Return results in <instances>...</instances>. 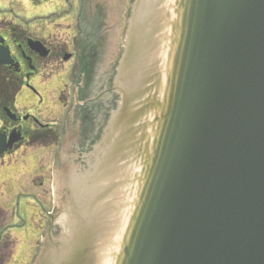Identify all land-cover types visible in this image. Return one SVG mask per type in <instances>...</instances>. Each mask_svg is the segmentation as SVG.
Returning <instances> with one entry per match:
<instances>
[{
  "label": "water",
  "instance_id": "1",
  "mask_svg": "<svg viewBox=\"0 0 264 264\" xmlns=\"http://www.w3.org/2000/svg\"><path fill=\"white\" fill-rule=\"evenodd\" d=\"M112 91L33 264H264V0H134Z\"/></svg>",
  "mask_w": 264,
  "mask_h": 264
},
{
  "label": "flooded vegetation",
  "instance_id": "2",
  "mask_svg": "<svg viewBox=\"0 0 264 264\" xmlns=\"http://www.w3.org/2000/svg\"><path fill=\"white\" fill-rule=\"evenodd\" d=\"M128 5V0H0V44L14 60L13 65L0 66V132L15 131L22 137L6 154L26 149L39 171L47 167L43 148L53 154L57 145L47 140L60 131L59 125L43 123L33 107L19 113L14 102L26 87V97L33 95L31 90L37 93L39 108L45 103L40 86L50 76L65 78L60 100L69 116L66 131L82 144L94 137L93 125L104 122L113 104L109 85L114 66H102L108 45L122 38ZM6 106L16 112L15 119L6 114Z\"/></svg>",
  "mask_w": 264,
  "mask_h": 264
},
{
  "label": "rangeland",
  "instance_id": "3",
  "mask_svg": "<svg viewBox=\"0 0 264 264\" xmlns=\"http://www.w3.org/2000/svg\"><path fill=\"white\" fill-rule=\"evenodd\" d=\"M118 43V38L115 39V43L111 42L107 56L114 52L115 44ZM117 51L116 49L113 58L116 57ZM48 79L49 84L40 86L41 93L45 96L44 104L37 108L39 105V102H35L37 93L31 90L33 95L26 97V87H23L15 102L16 107L22 109L33 107L37 109L40 118L45 120H56L61 117L64 104L60 100V94L64 78L50 76ZM57 149L55 148L53 154L49 156L48 163L56 157ZM35 162L34 155H26V151L16 152L0 159V206L10 213L9 231L17 242L9 264H29L28 261L35 252L36 243L39 241V245L41 242L39 237L41 228L45 225L44 212L52 208L50 181L47 180L41 191L40 179H37V183L34 182L38 175ZM47 177H51V171L47 172ZM42 197L46 199L47 204L46 202L45 205L42 204ZM47 226L46 223L44 232Z\"/></svg>",
  "mask_w": 264,
  "mask_h": 264
},
{
  "label": "trees",
  "instance_id": "4",
  "mask_svg": "<svg viewBox=\"0 0 264 264\" xmlns=\"http://www.w3.org/2000/svg\"><path fill=\"white\" fill-rule=\"evenodd\" d=\"M6 214L0 209V232L3 233L2 239L0 240V264H7L12 254L14 242L7 234L8 226L6 224Z\"/></svg>",
  "mask_w": 264,
  "mask_h": 264
}]
</instances>
